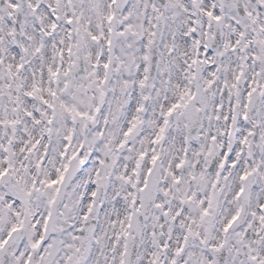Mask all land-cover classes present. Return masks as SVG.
<instances>
[{"label": "snow or ice", "instance_id": "obj_1", "mask_svg": "<svg viewBox=\"0 0 264 264\" xmlns=\"http://www.w3.org/2000/svg\"><path fill=\"white\" fill-rule=\"evenodd\" d=\"M0 264H264V0H0Z\"/></svg>", "mask_w": 264, "mask_h": 264}]
</instances>
